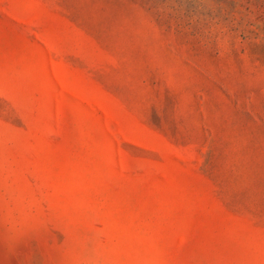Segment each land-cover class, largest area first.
I'll return each mask as SVG.
<instances>
[{"label": "rangeland", "instance_id": "1", "mask_svg": "<svg viewBox=\"0 0 264 264\" xmlns=\"http://www.w3.org/2000/svg\"><path fill=\"white\" fill-rule=\"evenodd\" d=\"M0 264H264V0H0Z\"/></svg>", "mask_w": 264, "mask_h": 264}]
</instances>
